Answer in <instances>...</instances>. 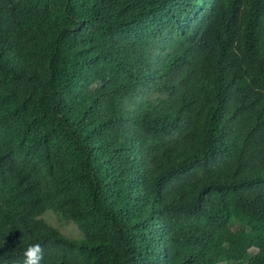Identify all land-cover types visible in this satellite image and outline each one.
Masks as SVG:
<instances>
[{
    "label": "trees",
    "instance_id": "obj_1",
    "mask_svg": "<svg viewBox=\"0 0 264 264\" xmlns=\"http://www.w3.org/2000/svg\"><path fill=\"white\" fill-rule=\"evenodd\" d=\"M33 243L264 264V0H0V264Z\"/></svg>",
    "mask_w": 264,
    "mask_h": 264
},
{
    "label": "rangeland",
    "instance_id": "obj_2",
    "mask_svg": "<svg viewBox=\"0 0 264 264\" xmlns=\"http://www.w3.org/2000/svg\"><path fill=\"white\" fill-rule=\"evenodd\" d=\"M71 11L75 12V9H71ZM42 217L50 223L52 226L58 228L63 234L70 236V237H81V232L74 226L72 223L65 224L62 223L58 217L52 213L51 211H47ZM231 234L230 228H223L221 229L215 241V245L207 250L209 255H214L218 252L221 245H223L226 240L228 239L229 235Z\"/></svg>",
    "mask_w": 264,
    "mask_h": 264
},
{
    "label": "clouds",
    "instance_id": "obj_3",
    "mask_svg": "<svg viewBox=\"0 0 264 264\" xmlns=\"http://www.w3.org/2000/svg\"><path fill=\"white\" fill-rule=\"evenodd\" d=\"M23 256L22 264H42L44 248L40 243H33L25 249Z\"/></svg>",
    "mask_w": 264,
    "mask_h": 264
}]
</instances>
